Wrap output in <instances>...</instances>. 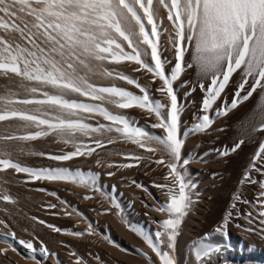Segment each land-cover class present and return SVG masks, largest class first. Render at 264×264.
<instances>
[{
  "label": "snow or ice",
  "instance_id": "1",
  "mask_svg": "<svg viewBox=\"0 0 264 264\" xmlns=\"http://www.w3.org/2000/svg\"><path fill=\"white\" fill-rule=\"evenodd\" d=\"M161 10L166 12L171 32L163 26L165 18L160 15ZM165 34L176 59L170 72H166L169 61L162 57V37ZM189 48L202 76L210 78L207 88L204 84L199 85L205 92L201 101L203 114L197 116V122L191 129L193 133L205 132L215 122V116L226 115L258 89L264 91V0H0V77L8 81L0 94V123L17 122L18 128L27 130L23 134L0 135V142L7 146L9 142L35 141L55 134L63 143L72 144L75 150L49 158L68 161L91 156L97 148L104 147L102 139L92 140L95 144L92 147L79 137H104L115 132L120 139L148 153H166L168 163L163 157L154 161L168 169L164 177L166 182L154 186L167 197L155 211L166 214L167 218L158 222L160 228L154 237L129 225L130 230L147 243L159 264H177L172 252L180 227L193 203L190 190L194 185L185 175L189 161L183 160L181 164L184 146L180 133L182 106L173 87L185 67H192V64L184 63ZM125 62L138 65L135 71L152 74L153 82L158 79L161 85L157 91L166 97L168 103L153 100L149 91L136 80L105 67ZM238 70H242V82L231 105L213 113V106ZM97 74L127 81L135 85L142 95L116 86H99L90 79ZM249 79L252 80L250 90L241 97L240 93L249 84ZM73 96L101 103L78 101ZM106 100L120 109L138 107L154 114L158 122L152 127L162 129L164 135L152 136L126 116L109 111L103 106ZM97 116L110 123L94 126L87 122ZM114 142L111 137L107 139L108 144ZM243 142L239 141L230 151H235ZM262 154L264 143L259 145L254 155L252 168L264 175V166L256 165L257 161H264ZM222 155H229V151H224ZM126 159L135 163L120 167L138 166L143 157L130 155ZM10 169L26 174L29 178L26 182L64 181L100 191L96 173L23 166L11 158L5 147L0 151V172ZM246 181L259 183L260 189H264V181L253 179L250 172H246L240 182L243 184ZM234 199L240 197L235 196ZM0 200L15 203L13 197L7 194L0 196ZM244 203L256 207L255 219L261 225L259 229L246 230L259 231L264 235V191H260L254 201ZM113 204L118 207L115 202ZM232 207H236L235 203ZM231 216L229 212L225 217V227ZM246 217L250 224L254 222L252 211L246 213ZM48 227L55 232L63 231L53 225ZM69 234L77 237L92 235V226L89 224L87 233ZM9 235L15 238V233H5L4 242ZM105 239L114 243L107 236ZM20 243L36 251L32 243ZM8 251V248L0 249V255ZM12 251L16 249L12 248ZM44 251L47 252V249ZM194 251L195 259L203 264L215 249L211 244L201 242L195 245ZM141 254L149 264H155L148 253ZM77 264H83L82 258L77 260Z\"/></svg>",
  "mask_w": 264,
  "mask_h": 264
},
{
  "label": "bare ground",
  "instance_id": "2",
  "mask_svg": "<svg viewBox=\"0 0 264 264\" xmlns=\"http://www.w3.org/2000/svg\"><path fill=\"white\" fill-rule=\"evenodd\" d=\"M189 63L190 59L185 56V65ZM196 72V68L186 72L189 74L190 84L194 76H196ZM250 99L242 100L235 109H230L226 115L222 114L217 116L214 119L215 122L207 131L193 133L191 131L192 126L197 122V116L203 113L200 111L198 114H194L193 120L190 122L187 118V113L196 106L199 100L198 96L188 95L186 97L187 104L185 107L187 110L185 109L186 112L182 113L180 120V133L184 139V146L181 152V164L183 160L189 161L185 169V175L194 187L190 190L193 201L191 209L183 220L176 240V247L172 252L177 256V264H201L200 261L195 259L194 251L195 245L201 242L209 243L215 249L209 257L204 259L203 264H264V235H261L259 231L246 230L248 228H255L253 226L257 225L256 223L250 224L248 218L237 231L232 228L230 217L225 227V217L230 209L227 212L223 202L225 198H222L223 193L226 192L225 190L228 187L227 180L235 177L236 170L231 165L233 162L231 158L232 156H241L242 146L245 143L241 144L235 151H230L241 141L237 134L236 136L238 138L236 137L237 139L234 140L235 143H231V138L233 140L234 137H232V134L235 131L234 129L237 128L235 126L238 120L240 121V118L243 116L246 117V113L250 111L248 109L253 106L254 103ZM225 107L226 105L223 106L221 111ZM151 120L148 123L144 122L142 124L146 128L145 131L152 136H163L164 132L162 129L152 127V125L158 122L157 117L153 115ZM243 125L245 127V124ZM243 125L241 126L243 127ZM243 129L245 128H242L240 132H243ZM112 135L108 133L104 137H94V139H102L104 141V147L101 149L97 148L96 152L91 155L92 172L96 174L100 173V178L97 179V187L100 191L91 190L93 196L91 202H89L92 204L89 207V209L92 208V211L90 210L92 213L90 214L89 224L92 226L93 234L90 235L91 240L88 245L83 242H75V245L72 244L75 247V259L82 258L83 264H149L148 260L141 254L144 252L152 257L155 264H159L158 258L152 253L147 243L135 231L130 230L129 225L134 229H138L154 237L155 232L160 228L158 222L167 218L166 214L155 211L162 202L167 200V197L162 190L157 187L156 189L152 188L154 187L152 185L154 183L163 184L166 182L163 181L164 179H159L160 174L158 175V173L160 168L165 171L164 174L168 172L166 167L157 165L154 160L163 157L165 163H168L169 157L162 151H158L155 154L148 153L137 145L117 138L119 136L114 137V143L108 144L107 139L109 137L112 138L116 134ZM239 136L241 135L239 134ZM204 137L205 141L207 139L210 143L211 141L218 142L220 147H218V153L212 151L207 152L206 150L209 149V145H204V148L207 147L204 150V153L205 151L206 153L198 159L200 152L204 154L202 152L203 150L200 151V140L203 141ZM243 138L245 139V137ZM256 143H259V141ZM210 145H214L212 148L210 146L211 149L215 147L214 143ZM156 147L159 146L157 145ZM224 151H229V155H222ZM130 155H140L143 159L139 161L138 166L131 168L120 167V165L126 163H135L133 160L126 159ZM254 155L255 153L250 154L246 159L253 160ZM241 157L243 159V153ZM98 161L99 163H97ZM109 165L113 166L109 167ZM209 166L214 167V169L210 170ZM109 173L114 174L109 175ZM161 174L163 175L162 172ZM256 180L264 181V175H261ZM195 181L197 182L196 185L194 184ZM199 183L202 186L203 192L201 191L200 193L198 190L199 193L195 195L194 192L197 191L195 188H201ZM138 185H142L143 187H139ZM110 186L111 188L116 187L118 201L112 200ZM130 190L135 193L138 192L140 194V196L138 195L139 199L137 196H132L133 194L131 195V193L126 192ZM120 191L125 192L123 194L124 196L119 194ZM260 191H264V189H260L259 183L255 184V199ZM140 197L143 198L142 201ZM113 202L118 207L114 206ZM252 208L256 211V207ZM257 226L258 229L259 226L261 227L259 224ZM217 229H221L222 231L218 232ZM106 236L114 243H110L108 239H105ZM259 250L260 252L256 253ZM17 262L19 263V261Z\"/></svg>",
  "mask_w": 264,
  "mask_h": 264
},
{
  "label": "rangeland",
  "instance_id": "3",
  "mask_svg": "<svg viewBox=\"0 0 264 264\" xmlns=\"http://www.w3.org/2000/svg\"><path fill=\"white\" fill-rule=\"evenodd\" d=\"M160 15L165 18L163 26L168 28L169 32H171L172 28L166 19V12L164 10H161ZM162 43L164 48L162 57L166 58L169 61V63L166 65V72H170L176 63V59L173 48L167 42V34L162 37ZM185 56L190 59L189 64H192V67H185L180 77L174 82L173 87L182 106V113L186 112L187 110L185 107V105L187 104L186 97L188 95L198 96L199 101L197 102L196 106L193 107V109L189 113H187V118L191 122L193 120V115L196 113L198 114L201 111V101L205 95V92L199 87V85L204 84L205 88H207L210 84V78H205L204 76H202L199 68L196 67L193 61V51L191 48L186 51ZM105 67H107L109 70H114L115 72L122 73L136 80L141 86L149 91L150 97L153 100H158L165 104L168 103L166 97L162 93L157 91V88L160 87L161 82L158 79L153 82L152 74L147 73L146 71H135L134 69L138 67V65H136L135 63L125 62L121 65L107 64L105 65ZM195 68L197 71L196 76H194V78L192 79V83L190 84L189 74H187L186 72ZM241 72L242 70H238L233 74L232 78L230 79L229 85L226 87L224 93H222L220 99H218L213 106V113L216 110H221L225 105H231L238 86L242 82ZM90 79L92 80V82L96 83L99 86H116L131 91L136 95H142L140 90L135 85H130L127 83V81L124 80L107 78L100 76L99 74L91 76ZM7 83L8 81L4 77H0V94L3 93L5 85ZM251 83L252 80L249 79V84L245 85L244 91L240 93L241 97L246 95L250 90ZM192 89H195V91H192ZM72 98L83 102L101 103L99 101H89L85 97L73 96ZM250 98V101L252 100V102L254 103L253 106L255 104L256 105L254 106V109L253 106L248 109L250 111L246 113L247 115L245 114L246 117L243 116L240 118V121L238 120V122L241 123H236L235 127L237 128L234 129L235 131H233L232 134V137L234 136L233 140L231 138V143H235L234 140L238 137L239 140H244L245 143L243 142L244 145L242 146V151L240 153L241 156L243 153V159L241 156H232L231 159L233 160V162L231 163V165L234 167L236 166L235 168L233 167V169L236 170L235 177L227 180L228 182L226 183L228 187L225 190L226 192H224L222 195V198H225V200H223L225 209L227 210V212L230 209L229 212L232 213L230 219L232 222V228L235 231H237L247 219L246 213L252 210L254 215L253 223H256L257 225L259 224L258 221L255 220L256 211H254V208H252L254 207V205L244 203V201H254V195H256L255 184H250L248 182L242 184L240 182L246 172H250L253 179H259L261 177L259 172H256L253 168H251L253 160H248L246 158H248L247 156H249L250 154L256 153V151H258L259 145L264 142V111H262V109H264V91L258 89L257 92L254 93ZM103 106L108 108V110L113 112L114 114H121L126 116L131 122H134L136 126L140 127L143 130H146V128L142 124H144V122L148 123L149 121H152L151 119L154 115L149 114L147 111L142 110L138 107H133L130 109H120L115 104L110 103L107 100L103 102ZM216 117L217 116H215L214 119ZM87 122L93 124L94 126L98 123H110L109 121L103 120V118L99 116L95 117L94 119H89ZM243 124H245V127ZM241 125H243V127ZM238 128L239 130H237ZM240 128L245 129H243V132H240L242 131ZM25 131L27 130L17 127V122L0 123V135L8 133L23 134ZM243 133L246 136L250 137H246ZM115 134H113L115 136L112 135L113 140H115L114 137L118 136L117 133ZM239 134L241 136H239ZM243 137H245V139ZM79 139L83 140L85 143H88L90 146L94 147L95 145L94 143H92L94 137H79ZM258 141L259 143H256ZM212 143L215 144V149H211L214 146L210 145ZM206 144L209 145L208 147L210 150H206L207 147H203L204 145L206 146ZM200 145V151L203 150V153L204 150H206L207 152L212 151L218 153V147H220L218 145V142L216 141H211V143L207 141V139L205 141V137L203 138V141L200 140ZM251 145L255 146L252 147ZM153 146L156 147L157 145L153 144ZM5 147L6 150L11 153V158L14 161L20 162L23 166L35 169L67 168L72 171L80 170L85 173L93 171L91 167V156L75 157L72 160L68 161H56L50 159L49 157L52 155H62L75 150L72 144L63 143L61 139L55 134L39 138L35 141L9 142L7 146H5L3 142H0V151H3ZM248 149L251 151H249ZM246 151L248 152L246 153ZM41 153L43 155H41ZM205 153L202 154L200 152L198 155V159L201 158V155H205ZM262 156H264V154ZM151 160L153 161V159ZM236 162L238 163V165H236ZM260 163L264 165V161H257V167L263 166L262 164L260 165ZM209 167L210 170L214 169V167ZM161 172L163 173V175L161 174ZM164 172L165 171L160 168L158 173V175L160 174V180L164 179V176L166 175L164 174ZM99 174H97V179L100 178ZM26 181H29V178L24 173H15L14 170L11 169L7 170L6 172H0V196L5 194L11 195L15 200V203H8L0 200V221L3 222L0 223V249H9L6 254L0 255V264H77L75 255H73V253H75V247L73 245H75V242H83L88 245V243H90L91 237L87 234L81 237H77L69 233H87L91 217L90 214L92 213L90 212V210L92 211V208L89 209V207H91L92 204L89 203L91 202V199H85L84 197H92L93 195L91 193V190L79 186L78 184L64 181ZM196 183L197 182L195 181L194 184L196 185ZM200 183L199 186L201 188H195V190H197L194 192L195 195H197L199 191L200 193L201 191L203 192ZM155 184L156 183H154L152 186H154ZM152 188L156 189L155 186ZM39 189H43V191H40ZM116 191V187H112L110 189V196L113 201L117 200ZM126 192L131 193V195L133 194L132 196H137L139 199L140 194L138 192L135 193L131 190ZM49 193H54V195H49ZM124 193V191H120L119 194L123 195ZM235 196H239L240 199H234ZM142 199L143 198H141L140 200L142 201ZM233 203H235L236 205L235 208L232 207ZM52 205H55V207H52ZM40 221H44V223L41 224ZM48 225H53L62 229L63 231L55 232L53 228L48 227ZM257 225L253 227L258 229ZM5 233H15V238L9 235L6 238L7 242H4L5 237L3 236V234ZM20 241L32 243L36 251L33 252L32 250L28 249L26 245L21 244ZM12 248H15L16 251H12ZM45 248L47 249V252L44 251ZM259 252L260 250L256 251V253ZM172 255L177 261V256L174 253H172ZM17 261H19V263Z\"/></svg>",
  "mask_w": 264,
  "mask_h": 264
}]
</instances>
